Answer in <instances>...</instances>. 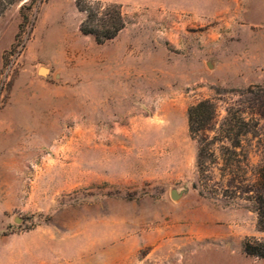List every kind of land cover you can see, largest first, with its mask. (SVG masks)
I'll return each instance as SVG.
<instances>
[{
  "label": "rangeland",
  "instance_id": "374dc122",
  "mask_svg": "<svg viewBox=\"0 0 264 264\" xmlns=\"http://www.w3.org/2000/svg\"><path fill=\"white\" fill-rule=\"evenodd\" d=\"M89 1L119 6L115 38L75 0L0 6V264H264L255 204L193 186L187 126L256 95L264 127V0Z\"/></svg>",
  "mask_w": 264,
  "mask_h": 264
},
{
  "label": "trees",
  "instance_id": "16d2710c",
  "mask_svg": "<svg viewBox=\"0 0 264 264\" xmlns=\"http://www.w3.org/2000/svg\"><path fill=\"white\" fill-rule=\"evenodd\" d=\"M18 0H0V6L13 4ZM77 10L85 15L79 30L90 35L97 44L115 38L124 28L125 21L119 6L114 3L75 0ZM253 95L249 116L245 112L226 109L221 123L216 127V107L212 100L198 101L187 109V126L190 138L196 143L195 167L197 182L208 193L217 189L209 185H228L234 196L245 198L255 204L257 228L264 232V127L254 117L260 114ZM249 149L241 153L244 141ZM260 150L259 161L251 164V150ZM216 190V191H213ZM246 255L264 259V242L246 241L243 244Z\"/></svg>",
  "mask_w": 264,
  "mask_h": 264
},
{
  "label": "water",
  "instance_id": "95a60500",
  "mask_svg": "<svg viewBox=\"0 0 264 264\" xmlns=\"http://www.w3.org/2000/svg\"><path fill=\"white\" fill-rule=\"evenodd\" d=\"M40 73H43V70H41ZM171 197H172L173 199H176V198H177V194H176L175 191H172V192H171Z\"/></svg>",
  "mask_w": 264,
  "mask_h": 264
}]
</instances>
